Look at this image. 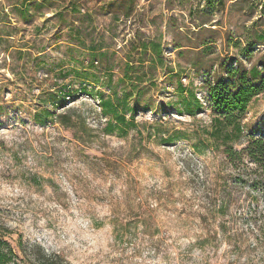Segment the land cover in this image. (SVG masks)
<instances>
[{
    "label": "rangeland",
    "instance_id": "obj_1",
    "mask_svg": "<svg viewBox=\"0 0 264 264\" xmlns=\"http://www.w3.org/2000/svg\"><path fill=\"white\" fill-rule=\"evenodd\" d=\"M263 4L0 0V233L17 264L21 243L69 264H264L256 165L206 134L210 87L263 69ZM153 41L163 63L142 47ZM131 60L136 125L106 133L99 97L121 90ZM242 123L238 149L264 139V92Z\"/></svg>",
    "mask_w": 264,
    "mask_h": 264
},
{
    "label": "trees",
    "instance_id": "obj_2",
    "mask_svg": "<svg viewBox=\"0 0 264 264\" xmlns=\"http://www.w3.org/2000/svg\"><path fill=\"white\" fill-rule=\"evenodd\" d=\"M260 39L264 41V31ZM142 47L144 50L150 49L156 56L150 60L153 64L156 60L163 63L162 48L159 43L148 42L144 43ZM139 62L140 66H142L143 60ZM262 67L264 69V65ZM135 68L136 66L132 64V60L129 61L125 76L122 79L125 84L121 90L119 92L114 91L108 97H99L101 113L107 117L106 133L125 135L136 125V119L132 113L134 107L131 106L130 102L141 94L140 83L143 82V77L140 73H130V70ZM263 69L260 70L255 65L250 70H244L243 72L238 70L235 72L230 71L231 77L229 80L219 81L209 89L215 113L212 118L211 128L206 131V134L209 140L222 150L230 162L236 164L237 162H243L244 158H246L256 165L254 170L256 175L254 178L249 179L254 188H257L259 183L264 184V139L251 137L247 144L240 149L235 146V143L239 142L244 136V125L242 122L249 103L253 98L264 92ZM58 98L63 100L65 96ZM49 102L55 104L56 101L49 99ZM184 104L191 115L201 108L200 100L192 92L185 99ZM48 110L45 108L42 112L49 113ZM170 138L172 137H169L166 141H171L172 139ZM20 248L24 256L21 258L22 264H69L58 256L47 254L41 248L35 249L33 253L28 252L22 243ZM29 253L33 256L29 255ZM19 257L20 255L5 238V235L0 233V264H17Z\"/></svg>",
    "mask_w": 264,
    "mask_h": 264
}]
</instances>
